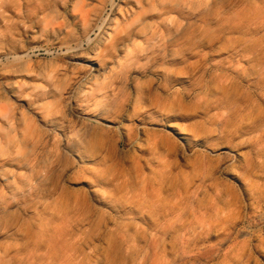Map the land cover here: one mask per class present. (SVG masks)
<instances>
[{"label":"rangeland","instance_id":"obj_1","mask_svg":"<svg viewBox=\"0 0 264 264\" xmlns=\"http://www.w3.org/2000/svg\"><path fill=\"white\" fill-rule=\"evenodd\" d=\"M9 29L0 69L58 67L5 91L0 264H264V0H0Z\"/></svg>","mask_w":264,"mask_h":264},{"label":"crops","instance_id":"obj_2","mask_svg":"<svg viewBox=\"0 0 264 264\" xmlns=\"http://www.w3.org/2000/svg\"><path fill=\"white\" fill-rule=\"evenodd\" d=\"M0 40V45L5 48H14L16 50L23 46L21 33L17 35V31L12 33L10 29ZM55 67H58V65L38 60L8 62L5 64L0 69V118L7 119V117H12L15 111V105L11 97L13 95L7 94L5 92L6 89H11L17 96L25 100L30 99L31 101L42 89L38 82H55ZM70 81L69 78H65L62 81L65 82L63 89L68 86ZM1 111H5L6 114ZM1 131L0 128V145L1 136L3 135Z\"/></svg>","mask_w":264,"mask_h":264},{"label":"built area","instance_id":"obj_3","mask_svg":"<svg viewBox=\"0 0 264 264\" xmlns=\"http://www.w3.org/2000/svg\"><path fill=\"white\" fill-rule=\"evenodd\" d=\"M47 52L44 50H30L27 52V56H38V55H43L46 54Z\"/></svg>","mask_w":264,"mask_h":264},{"label":"bare ground","instance_id":"obj_4","mask_svg":"<svg viewBox=\"0 0 264 264\" xmlns=\"http://www.w3.org/2000/svg\"><path fill=\"white\" fill-rule=\"evenodd\" d=\"M213 7H215V4L212 5L211 12H212L213 9H214ZM185 34H186V30H184V32H183L181 35L184 36ZM163 53H164V52H162V55H163ZM160 55H161V54H160ZM87 141H88V143H92V142H93L92 139H90V140H86L85 142H87ZM81 144H83V143H81ZM5 219H6V217H5ZM5 219H4V220H5Z\"/></svg>","mask_w":264,"mask_h":264}]
</instances>
